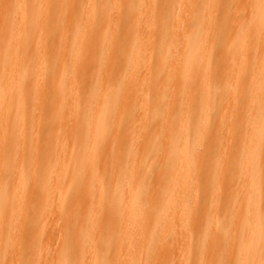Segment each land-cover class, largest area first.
I'll use <instances>...</instances> for the list:
<instances>
[{"label": "bare ground", "instance_id": "obj_1", "mask_svg": "<svg viewBox=\"0 0 264 264\" xmlns=\"http://www.w3.org/2000/svg\"><path fill=\"white\" fill-rule=\"evenodd\" d=\"M0 264H264V0H0Z\"/></svg>", "mask_w": 264, "mask_h": 264}, {"label": "rangeland", "instance_id": "obj_2", "mask_svg": "<svg viewBox=\"0 0 264 264\" xmlns=\"http://www.w3.org/2000/svg\"><path fill=\"white\" fill-rule=\"evenodd\" d=\"M131 6H132V4H131V1H130V3H129L128 5H125V7H124V12H127V11L131 10ZM169 11H170V10L167 11V14H169ZM124 12H123V10H122V14H123V15H124ZM80 27H81L80 24H77V25H75L74 28H75V29H79ZM92 73H93V74L96 73L97 76L99 75L98 70L96 69V67L93 68ZM120 89H121V88H120ZM86 110H89V111H88V112H89V115H88V116H90V114H91V108H87ZM125 124H127V123H125ZM125 124H122V126L125 125ZM118 161H119L120 164L123 166V165L126 163V158L121 156V158H118ZM27 233L30 234V229H28V232H27ZM47 233L50 234V232H48V231H47ZM47 233H46V235H47ZM50 237H51V236H50ZM44 239H45V238H44ZM44 239H42V240H44ZM76 247H77V244H76Z\"/></svg>", "mask_w": 264, "mask_h": 264}]
</instances>
